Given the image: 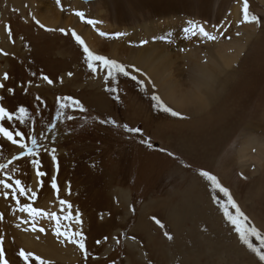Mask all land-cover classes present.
I'll list each match as a JSON object with an SVG mask.
<instances>
[{
	"label": "rangeland",
	"instance_id": "374dc122",
	"mask_svg": "<svg viewBox=\"0 0 264 264\" xmlns=\"http://www.w3.org/2000/svg\"><path fill=\"white\" fill-rule=\"evenodd\" d=\"M247 2L258 24L242 23L244 0H0V107L12 116L0 126L18 141L0 135V180L12 185L0 184L8 264H25L22 249L47 264H264L225 215V208L236 215L228 197L200 175L216 176L247 217L242 226L264 237V0ZM77 12L99 23L87 24ZM189 21L216 40L186 33ZM73 31L128 75L109 76L98 64L92 72ZM149 66L158 74L151 76ZM153 97L179 115L164 112ZM20 107L28 112L22 122ZM33 138L38 155L29 157L18 144L30 148ZM33 159L47 175L36 176ZM16 179L36 192L35 201L18 191L13 198ZM185 193L191 212L170 218L172 207L183 212L178 196ZM17 199L82 231L87 259L55 236V221L37 217L45 231H31ZM59 199L80 214L81 225L64 218ZM27 234L50 250L35 252ZM249 242L264 253L257 237Z\"/></svg>",
	"mask_w": 264,
	"mask_h": 264
},
{
	"label": "snow or ice",
	"instance_id": "6c2138e0",
	"mask_svg": "<svg viewBox=\"0 0 264 264\" xmlns=\"http://www.w3.org/2000/svg\"><path fill=\"white\" fill-rule=\"evenodd\" d=\"M57 3H59V0H57ZM242 13H243L242 23H253V22L257 24L259 23V20L255 15H250L249 5H248L247 0H244ZM76 15L80 17V19L87 24L95 26L97 23H99L96 20H91V19L86 20L83 12H77ZM189 24L191 25V27L185 28L186 33H191L192 35H196L197 30H198L199 34L206 37L207 39L209 40L216 39L215 36H212L210 33L205 31L203 26H197L193 21H189ZM71 34L76 40L77 44H79L81 48L83 49L85 61L87 63L88 68L92 72L97 71V64H98L99 66L108 70L109 76H112L113 72L122 73L125 76L128 75V72L125 70V67L122 64L118 63L115 60L109 59L104 55L94 53L92 50H90V48L87 46L85 41L79 35H77L74 31ZM99 34L101 36L109 35L108 33H105V32H100ZM122 35L123 33H116L114 34V38L118 39ZM145 43H147V41H145ZM7 78H8L7 75H5L4 79H7ZM44 79L49 84L52 83V80H50L47 76H45ZM132 79H135V77H132ZM0 87H3V85L0 84ZM112 90L115 91V89H112ZM66 99H69V98H66ZM153 99L157 101L158 106L164 112H170L172 116L179 115L177 112L172 111L170 108L166 107L159 97H153ZM72 103L75 105H79V102L75 100H73ZM65 106L66 105H62V107H65ZM27 115H28L27 110L24 107H20L19 116L17 117V119L22 122L25 119V117H27ZM5 118H7V120H12V116L10 115V113L6 111L5 108L0 107V121H4ZM69 119H71V117H69ZM129 130L136 131V132L139 131V129H129ZM0 135L5 137L8 141H11L13 144L18 143V141L14 139L13 133L9 131L7 127L0 126ZM15 135L19 137L20 140L24 139V135L20 132H17ZM18 146L21 149L22 153L26 154L29 157H35L36 155H38V146H37V141L35 138L32 139V146L30 148L24 143H19ZM54 151L55 150H53V152ZM17 159H19V157H17ZM53 160H55L54 155H53ZM32 163L37 168V171H36L37 177H44L45 175H47L45 172L39 170L38 160L33 159ZM200 175L206 180L210 181L212 186L215 189H218L220 192H222L225 197H228V203L235 209L236 215L235 216L230 215L226 208H225V215L227 216L229 222L235 226V230L239 234V239L259 257L260 261H264V253H262L261 250L258 248H253L252 244L249 242V235L255 236L260 240L261 248H264V237L261 236V233L255 227L244 228L242 226L240 221L242 219L246 221L247 217L241 212L236 202L232 199L230 192L226 188L220 185L216 176L211 175L210 173L206 171L200 172ZM0 184H2L5 189L12 188L11 184L5 183L3 180H0ZM40 187H43L42 181L40 182ZM51 188L56 192L57 197H59L60 189L56 182L55 176L51 177ZM17 191L19 193V196H25L26 194L30 193V199L32 201H35V199L37 198L36 192L34 190L26 188L22 184L20 179L15 180V188L13 189V193H14L13 198H15V193ZM7 195L8 194L6 192L5 197H7ZM16 203L18 206V210L20 212L27 213L28 217L31 218V220L33 221L32 231L34 232L35 231H39V232L45 231L43 227H40V228L36 227L34 221L37 217H45V218L55 221V228H54L55 236L58 239H60L62 242H67V243L73 244L76 247H78V249L82 253H84L85 259H87V250H86V245H85L86 237L84 236L82 231H70L67 227L61 224V217L58 216L55 212L49 213V212L38 210L37 208L32 207V205L29 203H25L21 205V202L19 201V199L16 200ZM59 204L61 206L62 212L67 210V214L64 217L65 219L74 220L77 225L82 224L81 216L78 212L75 216L72 215V212H71L72 205L71 204H69L64 199H59ZM2 219H3V216L0 215V220ZM153 219L157 225H159L160 227H164V225L158 219L156 218H153ZM165 235L167 236L169 240L172 239V237L168 235L167 233H165ZM97 243H99V241ZM2 244H3V241L0 240V264H8V261L5 259V253H4V248L2 247ZM19 257L25 262V264H28L30 259L37 261L38 264H47V262L43 260L40 256L34 255L33 253L28 252L23 249L19 251Z\"/></svg>",
	"mask_w": 264,
	"mask_h": 264
},
{
	"label": "bare ground",
	"instance_id": "6f19581e",
	"mask_svg": "<svg viewBox=\"0 0 264 264\" xmlns=\"http://www.w3.org/2000/svg\"><path fill=\"white\" fill-rule=\"evenodd\" d=\"M149 49V48H148ZM154 49V48H153ZM218 49H219V47H218ZM217 48H216V50H218ZM146 51H147V49H146ZM211 52H213V51H211ZM219 53H221V52H219ZM221 54H223V53H221ZM149 55L151 56V57H149ZM146 56L148 57V58H153L154 57V55H153V53H151V52H148V53H146ZM145 56V57H146ZM218 57H221V56H218ZM215 58H217V56L215 57ZM219 59V58H218ZM221 60V59H220ZM215 61H216V59H215ZM146 61L144 60V59H142L141 60V63H139V66H140V68H141V65L142 66H144L142 63H145ZM218 62V61H217ZM216 62V63H217ZM222 62V61H221ZM224 62H226V60H224ZM223 63V62H222ZM217 65V64H216ZM222 65V64H221ZM134 66V65H133ZM219 66H220V64H219ZM223 66V65H222ZM228 66V65H227ZM227 66H224V67H227ZM210 68V67H209ZM217 68V67H216ZM215 68V69H216ZM131 69H133V68H131ZM201 69V68H200ZM199 69V70H200ZM207 69V68H206ZM148 70L150 71V74H151V76H154L155 74H158V71L157 70H154V69H152V66H149L148 67ZM134 71H136L135 69H134ZM141 71V70H140ZM138 72V71H137ZM200 73H201V75L202 76H204V77H208L210 80H212V79H214L215 78V76L213 75V77L211 76L213 73H207L206 71H200ZM215 73V72H214ZM147 74V73H146ZM216 74V73H215ZM205 75H209V76H205ZM150 76V75H149ZM156 77V76H155ZM155 77H154V79H155ZM153 79V78H152ZM153 79V80H154ZM156 83H157V81H156ZM161 88H163V87H161ZM198 88V87H197ZM199 89V88H198ZM90 175V174H89ZM124 196V194H122V197ZM178 197H180V199H181V204H180V207H181V209L183 210V212L182 213H178V212H180V209H175L174 207H172V209H171V214H170V212H169V217L170 218H172V219H174V218H177V217H179L181 214H183V213H185L186 214V212H191V208H192V206H193V204H191L190 205V201L188 202L187 201V197H189L186 193L185 194H181V195H179ZM144 210V209H143ZM146 210H148V209H146ZM147 212V211H146ZM142 213H144V212H142ZM22 214V213H21ZM24 214V213H23ZM22 214V215H23ZM18 215H19V213H18ZM17 215V216H18ZM94 215H96V214H94ZM93 215V216H94ZM144 215H145V213H144ZM19 217H20V215H19ZM16 220V219H15ZM18 220V219H17ZM42 220V219H41ZM23 221V220H22ZM43 222V221H42ZM20 228H22V226L20 227ZM25 228H27L26 226H25ZM29 229H31V228H29ZM21 230V229H20ZM23 230H25V229H23ZM28 230V229H27ZM32 231V230H31ZM29 232V231H28ZM34 232V231H33ZM31 233V232H30ZM36 233V232H35ZM5 234V233H4ZM26 234V233H25ZM25 234H23V235H25ZM33 234V233H32ZM19 235H20V233H19ZM22 235V234H21ZM28 235V234H27ZM27 235H26V243L27 244H30V243H32V245L34 244V246H33V248H34V251L35 252H37L38 254H42V252H45V250L46 249H49L50 250V247H46V243H44V241H43V239L41 240V242L40 241H38V242H36V243H33L34 241L33 240H31V238L29 237L30 235H28V237H27ZM46 236V235H45ZM13 237V236H12ZM19 237V236H18ZM47 237V236H46ZM13 238H15V237H13ZM24 238V237H23ZM5 239V238H4ZM16 239V238H15ZM22 239V238H21ZM56 239V238H55ZM19 240V239H18ZM18 240H17V242H18ZM21 241H23V240H21ZM16 242V243H17ZM59 242V241H58ZM38 243V244H37ZM19 245H20V241H19V243H18ZM56 244V243H55ZM59 244V243H58ZM19 245H17L16 247L18 248V249H20V247H19ZM22 245H24L23 243H22ZM21 246V245H20ZM23 247V246H22ZM32 247V246H31ZM56 247V246H55ZM32 249V248H31ZM55 252V251H54ZM52 253V252H51ZM56 253V252H55ZM55 253H53V254H55ZM58 253V252H57ZM46 254H48V252L46 253ZM53 254H52V256H53ZM59 254V253H58ZM58 254H56V255H58ZM42 255H44V254H42ZM60 255H58V257H59ZM67 257V256H66ZM18 258V257H17ZM51 258V257H50ZM49 258V259H50ZM54 258V257H53ZM69 258V257H68ZM54 259H57V258H54ZM61 259V258H60ZM63 259V258H62ZM151 259V258H150ZM67 260V259H66Z\"/></svg>",
	"mask_w": 264,
	"mask_h": 264
},
{
	"label": "crops",
	"instance_id": "0c3cea01",
	"mask_svg": "<svg viewBox=\"0 0 264 264\" xmlns=\"http://www.w3.org/2000/svg\"><path fill=\"white\" fill-rule=\"evenodd\" d=\"M54 2V1H53ZM53 2H51V4L52 5H55L56 6V8H58V6H57V4L54 2V4H53ZM60 6H61V4H60ZM60 6H59V8H60ZM38 12H39V17H45V14H46V12H45V10L44 9H39L38 10ZM215 37H216V35H215ZM22 38V37H21ZM216 40V39H215Z\"/></svg>",
	"mask_w": 264,
	"mask_h": 264
},
{
	"label": "water",
	"instance_id": "95a60500",
	"mask_svg": "<svg viewBox=\"0 0 264 264\" xmlns=\"http://www.w3.org/2000/svg\"><path fill=\"white\" fill-rule=\"evenodd\" d=\"M83 1H87V0H83Z\"/></svg>",
	"mask_w": 264,
	"mask_h": 264
}]
</instances>
